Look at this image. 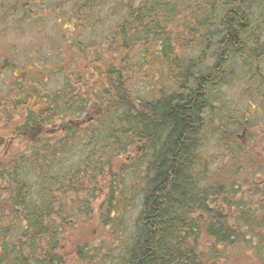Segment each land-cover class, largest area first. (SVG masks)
Returning a JSON list of instances; mask_svg holds the SVG:
<instances>
[{"label": "trees", "instance_id": "obj_1", "mask_svg": "<svg viewBox=\"0 0 264 264\" xmlns=\"http://www.w3.org/2000/svg\"><path fill=\"white\" fill-rule=\"evenodd\" d=\"M252 8L251 0L129 6L109 44L120 58L105 62L95 45L69 42L53 68L68 73L64 89L39 98L25 84L27 100H14L17 120L13 101L0 106L6 124L17 126L10 136L27 139L0 155V264H217L232 258L230 248L260 264L264 182L253 178L262 169L244 165L225 134L219 167L210 170L202 155L208 89L228 85L238 59H264L257 36L264 12L253 21ZM74 46L87 53L88 67L100 63L87 81L78 74L82 62L72 60ZM162 69L170 77L154 79L160 95L136 96L139 77ZM86 103L101 112L92 111L81 129ZM6 139L0 127V148ZM141 151L150 153L146 163ZM132 172L144 179L129 186ZM136 209L137 217H128ZM92 221V235L110 239L89 245L74 238Z\"/></svg>", "mask_w": 264, "mask_h": 264}, {"label": "rangeland", "instance_id": "obj_2", "mask_svg": "<svg viewBox=\"0 0 264 264\" xmlns=\"http://www.w3.org/2000/svg\"><path fill=\"white\" fill-rule=\"evenodd\" d=\"M144 1L146 0H0V106L13 101L12 107L15 111L13 117L15 118L12 120H17L20 119L18 115L21 113L17 111L18 109H14V100L17 99L16 102L27 100L25 93L20 92L25 84L30 89L36 90L39 98L64 89L65 77L68 73L66 72L65 75L62 72L53 71V68L58 61H63V48H67L69 42L74 44L77 42L81 47L95 45L101 51L98 58L102 57L105 62H109L110 58L112 61L120 58L121 52L116 51L117 49L108 52L109 44H112L115 30L122 23L129 6L137 7ZM251 3L253 21H256L259 11L264 12L257 6H263L264 1L251 0ZM260 28L263 29L262 34L261 31L257 32V36H260L261 42H264V24ZM71 51L72 60L77 59L82 62L79 77L86 76L84 80L87 81V74L93 75L100 67V63L95 62L96 65L88 67L89 63L85 62L87 53L80 52L75 46ZM86 67L88 68L85 69ZM144 67L143 71L148 65ZM149 67L152 69L153 63ZM159 71L150 72L149 79L144 78V74L139 77L134 87L136 96L147 99L151 95L154 97L160 95L158 91L160 86L154 79L168 78L170 73L167 69ZM230 72L228 85L208 89L213 102L212 111L205 119L206 137L202 155L207 166L212 168L210 170L219 167L222 155L225 154L223 153L225 134L226 138L236 148L238 147L237 156L244 154L246 157L242 155V158H239L244 165L252 164L256 166L255 168L262 169L256 173L255 176H258L253 178L254 182H264V59L254 64L250 60L245 61L243 57L233 63ZM75 74L76 72H72V76ZM31 100L36 104V99ZM86 104V111L80 115V123L83 125L81 129L85 128V124L87 128L92 122L90 121L91 118L93 119L92 111L100 110L101 112V106L98 104H95L97 108ZM3 110L4 108L0 107V127L7 135V146L0 148L1 156L15 148L22 149L27 142L25 137L10 136L12 129L17 126L6 124L7 118ZM75 126L73 124V127ZM140 153L143 157L147 156L144 158L145 162L142 161L146 163L150 153L144 151ZM251 153L254 154L252 158ZM127 159L131 160L130 156H127ZM132 162L133 160L130 165ZM255 168L250 170V173ZM133 175L134 172L126 177L129 186L139 177L144 179L143 174ZM99 197L95 202L96 207L103 201L105 194ZM138 211L137 209L132 211L131 216L128 217L135 219ZM96 227L95 221H92L89 227L83 229L79 227L75 231L74 238L83 237L86 242L89 241V245L94 244L99 238L100 242L110 239L108 236L101 237L102 231H98V235L94 237L93 228ZM232 250L230 248V254L234 253L231 259L224 258L216 263L226 264L225 262L229 260L230 264H240L241 259L246 264L253 263L250 254L247 255L246 252L244 254L242 250ZM258 263L264 264V255L262 259L258 258Z\"/></svg>", "mask_w": 264, "mask_h": 264}, {"label": "flooded vegetation", "instance_id": "obj_3", "mask_svg": "<svg viewBox=\"0 0 264 264\" xmlns=\"http://www.w3.org/2000/svg\"><path fill=\"white\" fill-rule=\"evenodd\" d=\"M1 55V54H0Z\"/></svg>", "mask_w": 264, "mask_h": 264}]
</instances>
